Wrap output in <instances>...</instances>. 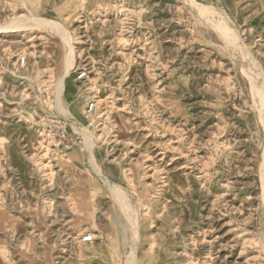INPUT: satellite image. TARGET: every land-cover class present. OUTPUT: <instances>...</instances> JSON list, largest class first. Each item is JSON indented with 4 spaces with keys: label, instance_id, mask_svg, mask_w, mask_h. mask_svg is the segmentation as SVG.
<instances>
[{
    "label": "rangeland",
    "instance_id": "obj_1",
    "mask_svg": "<svg viewBox=\"0 0 264 264\" xmlns=\"http://www.w3.org/2000/svg\"><path fill=\"white\" fill-rule=\"evenodd\" d=\"M192 1L0 0V264H264V0Z\"/></svg>",
    "mask_w": 264,
    "mask_h": 264
},
{
    "label": "bare ground",
    "instance_id": "obj_2",
    "mask_svg": "<svg viewBox=\"0 0 264 264\" xmlns=\"http://www.w3.org/2000/svg\"><path fill=\"white\" fill-rule=\"evenodd\" d=\"M190 1V3H192V5L195 3L192 0H188ZM206 8V7H205ZM204 8V9H205ZM222 20H225V18H219ZM218 19V20H219ZM46 21V20H44ZM226 21V20H225ZM229 21V20H228ZM222 28L224 29V31L227 30V36L236 44V45H241V41L239 39V36L237 34L236 28L234 27H225L221 24ZM61 29V28H60ZM63 30V29H62ZM62 32V31H61ZM63 39L65 40V42L70 44V39H69V34L67 31H63L62 33ZM73 57H74V53H73V48H70V51L67 54V57L65 58V64H66V69L68 70L67 73L71 70V66L74 64L73 63ZM65 77L64 76L57 84V91L60 94L62 92V90L64 89V84H65ZM254 90H255V95H256V100L258 102H262L264 101V97L261 95L260 93V88L254 86ZM58 107L61 110H64L62 108H64L63 105V98H60L59 103H58ZM95 112V111H94ZM93 112V113H94ZM88 115L91 117V119H94L93 114L92 113H88ZM77 131L79 130L78 128H76ZM80 131V130H79ZM83 134V133H82ZM84 139L82 138V148L84 146V144L87 146V148L89 150H92L93 147V139L89 136V131L87 133L83 134ZM84 142V144H83ZM93 159V156L92 158ZM93 164V163H92ZM94 168V167H93ZM99 172V171H98ZM102 175V173H99ZM103 179L106 181V183H108V187L111 190L113 197L117 198L118 204L122 207V213L120 214L119 217V223L121 224V228L123 227V223H124V219L126 218L133 226L134 228H137L138 226V221H139V217L137 215V210L135 208H133L132 204L128 201L126 193L124 192V190L121 188V186L119 185V183L116 182H112L111 180H109L105 175H102ZM126 216V217H124ZM125 230V229H124ZM91 236H93L92 234H90ZM138 237V232H135V236L133 237L132 240V251L129 254V256L127 257V264H130V260L131 257L135 254L136 251V238ZM93 238H95L93 236ZM126 241V240H125Z\"/></svg>",
    "mask_w": 264,
    "mask_h": 264
},
{
    "label": "built area",
    "instance_id": "obj_3",
    "mask_svg": "<svg viewBox=\"0 0 264 264\" xmlns=\"http://www.w3.org/2000/svg\"><path fill=\"white\" fill-rule=\"evenodd\" d=\"M23 62L25 59L22 60ZM87 72L85 70L79 72L78 78L83 79L86 77ZM95 110V103L91 102L88 106V111L93 113ZM92 125L94 122L91 123ZM46 135L50 142H54L56 146L61 147L63 150H68L72 147V137L70 136V133L67 131V128L60 127L58 128V131L55 130H47ZM94 240L93 236L89 235L83 238L84 242H91Z\"/></svg>",
    "mask_w": 264,
    "mask_h": 264
},
{
    "label": "crops",
    "instance_id": "obj_4",
    "mask_svg": "<svg viewBox=\"0 0 264 264\" xmlns=\"http://www.w3.org/2000/svg\"><path fill=\"white\" fill-rule=\"evenodd\" d=\"M95 237V236H94Z\"/></svg>",
    "mask_w": 264,
    "mask_h": 264
}]
</instances>
